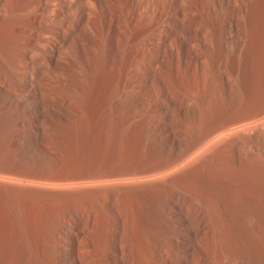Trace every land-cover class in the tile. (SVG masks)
Masks as SVG:
<instances>
[{
  "label": "rangeland",
  "instance_id": "1",
  "mask_svg": "<svg viewBox=\"0 0 264 264\" xmlns=\"http://www.w3.org/2000/svg\"><path fill=\"white\" fill-rule=\"evenodd\" d=\"M6 1L15 6L8 14ZM109 2L118 49L107 58L98 50L88 87L62 48L52 64L76 84L53 85L39 71L32 88L19 64L43 27L46 0H0V168L108 179L100 219L91 209L76 216L68 203L56 230L47 214L36 224L20 189L22 215L9 203L0 224L36 222L38 248L56 264H68L56 254H66L69 236L75 251L85 237L111 232L104 264H264L252 225L264 224V0ZM122 174L139 177L112 179ZM193 201L207 212L202 222ZM15 223L4 225L8 233L0 225L4 244ZM90 254L84 264H96Z\"/></svg>",
  "mask_w": 264,
  "mask_h": 264
},
{
  "label": "bare ground",
  "instance_id": "2",
  "mask_svg": "<svg viewBox=\"0 0 264 264\" xmlns=\"http://www.w3.org/2000/svg\"><path fill=\"white\" fill-rule=\"evenodd\" d=\"M3 6L4 11L6 12L5 14L13 11L15 7L13 2L7 3V1L6 3L3 2ZM110 6L109 0H46V4L43 7V10L47 12L45 14L46 16L44 14L40 16V22L43 24V27H41V31L37 33L38 37L36 40L32 41L34 45L32 49L26 50L24 52L26 55V63L23 61L22 65L19 64L21 68H24V74H26L25 76H28L26 77L28 85L34 88L32 83L33 79L40 72L42 74L48 73L50 77L52 76L55 80L50 81L49 77L47 78V81L53 83V85H56L57 82L60 84L62 82L70 86H74L76 84L74 79L66 78L64 67L56 65L54 66L52 64L54 59L59 55V52L63 48L65 56L71 55L76 57L75 66L77 65V61H79L80 66L77 65V74L82 78V80L80 78L82 83L88 87V68L91 69L94 67L98 50L103 49L104 57L107 58L110 47H112L114 51L115 49H118V42L120 38L119 28L114 23L113 18L112 21L108 18V16H112ZM76 128L77 127L73 121V124H71V126L66 129V132L68 130V133L71 132V136H73V133L77 130ZM217 135L219 134H216V136ZM138 177L139 176L135 174H122L121 176H114L112 179H114V181L125 182ZM107 180L108 179L104 178V176H81L74 172H70L63 176L41 177L21 170L0 168V212H6V205L10 203L11 206L15 208L14 210L12 208V212L15 211L14 214L17 218L16 213H20L21 211L20 208H17L18 193L21 189L26 191L27 194L29 193L30 206L27 208V214L33 218L34 216H40L43 218L47 214L48 217L46 218L49 219H43H46V226H51V229L55 228L56 230L57 226L61 223V217L59 213L60 208L61 206H67L68 203L73 205L76 216L83 215L88 212L89 209H91L94 213V220L96 218L100 219L103 215V209L98 203L102 199V192L99 190V188ZM65 193H68V200L64 202ZM188 205L189 210L194 211L201 222L205 220L207 212L201 204L194 203L193 201ZM8 213L1 215L2 218L3 216L6 217L5 215H8ZM20 216L18 217L21 218ZM38 217L35 220L36 222L37 220L39 221ZM75 217H73L74 220H70L69 222L71 227L75 225ZM254 217L252 215L251 218L254 219ZM8 218L5 220L7 221ZM253 219L250 220L252 221ZM22 220L20 222L19 220L14 221V224L11 223L10 225L7 223L9 226H14L16 224L15 222H18L16 227H14L16 232L11 231V233H14V235L12 234V236L9 234L11 238L13 237L12 241L6 242L7 244L5 243L6 245H8V243L10 244L8 247H6L4 244L5 241L1 239L0 234V246L3 244L5 245L4 252H2L3 250H1L0 247V264H56L58 260L54 258V253H43L41 248H38L40 247L41 242H39L37 239L38 235L36 236V233L33 232L38 222H33V219L31 220L30 218V220L36 224H32V222L30 223L28 221L29 224L27 222L28 225L26 228ZM1 221L2 220H0V222ZM6 221L3 223L4 225ZM41 221L42 219L39 221V223ZM252 222H250L252 225H256V227L252 226L254 227L253 230L257 232L258 237L261 239L258 237L250 238H254L253 241L255 243L259 241L258 239L263 241V222ZM0 225L3 226L2 228L4 229V225H2V223ZM37 227L35 230L38 229ZM25 228L27 231H29L28 229H32L31 232H29L32 233L31 236L34 233L35 237H30L29 233L28 236ZM4 230L7 231L6 227ZM1 232L3 234V231ZM8 232L9 231L5 233ZM255 234L254 236H256ZM9 235L6 236L8 238L6 240L10 239V237H8ZM2 237L5 238L4 236ZM69 237L63 242V244L67 245L68 248L66 250V254L63 251L65 255L61 256L60 254L62 252H60L59 254H56L57 257H62L65 260V263L68 264H84V254L85 252H90L93 255L91 259L96 264H104V262L106 263V260L109 261L110 255V251H108L105 246L116 242L117 233L111 232L110 236H108L107 233L105 235H101L97 242L85 237L84 242L82 241L83 244L77 242L75 251L72 250L74 242L71 241ZM57 239L58 238H56V240L53 239V241H56V244H58ZM255 239H257V241H255ZM261 244H264V242ZM111 254H115L114 250L111 252ZM53 258L56 260V262L54 261L55 263L52 262ZM242 260L239 259L237 264H242Z\"/></svg>",
  "mask_w": 264,
  "mask_h": 264
}]
</instances>
